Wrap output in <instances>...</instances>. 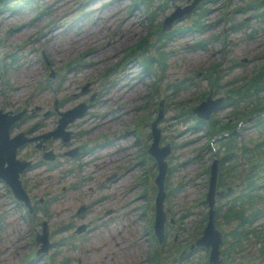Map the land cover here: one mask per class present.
I'll return each instance as SVG.
<instances>
[{
	"label": "rangeland",
	"instance_id": "obj_1",
	"mask_svg": "<svg viewBox=\"0 0 264 264\" xmlns=\"http://www.w3.org/2000/svg\"><path fill=\"white\" fill-rule=\"evenodd\" d=\"M247 1L251 0H230L229 2L228 0H217L210 2L211 11L206 19L211 21L212 25L202 34L189 30L174 37L171 44L166 47L174 50L169 55V65L162 74L158 72L163 91H167L168 94L173 93L169 97L168 111L165 113L168 119L160 124L163 128L162 132L165 135L175 136L177 142H183L174 149L176 155L172 158V172L169 181L171 185L182 182L184 187L174 196H170L171 202H167L166 206L171 207L179 214H182L186 209L192 211V214H189L188 219H186L185 225H189L186 236L190 234L196 224L198 225L201 222V215L206 210L204 204L199 200L201 198L200 194L206 190V167L213 149L203 147L201 152L199 151L201 154L194 157L198 147L205 142L206 138L203 132L197 131V133H194L192 130H188L185 122H181V119L171 117L176 113L174 102L185 101L186 105L196 102L199 89L196 90L194 87L197 84H192L188 88H181L180 91H175L173 87L165 89V85L167 81H180L185 75L196 77L198 64L209 67L212 62L222 60L224 68L231 66L230 70H224V72H228L223 75V82L226 79L232 80L234 76L241 74L252 75L254 73L252 72L253 68L255 69V67L264 64V16L260 17L258 15L259 9L247 7ZM105 2L107 3L101 6ZM131 2L132 0H32L30 9L19 5L18 8L6 9L0 12V27L2 31L6 30L7 32L8 44L20 47V49H14L6 45L5 50H9L8 52L20 51L19 55L21 56L16 68L10 69L8 73L10 83L14 85L13 88L4 91V80L1 79L0 75V90H2L0 92V107L14 109L23 105L31 107L40 105L41 110H46L52 107L51 101L54 99L52 94H55L58 102L63 101L61 109H64L84 99L85 94H81V86L88 78L92 83L87 89L89 90V94L88 92L87 94L90 95L92 92H96L98 88V92L95 94V97L98 98L95 104L92 105L94 115H97L100 109L103 112L108 111L109 114L105 118L103 116L100 118V128L103 131H107L111 123L105 124L102 120H108L110 116L115 118L113 123L115 122V128L118 130L124 128L128 121L137 118L145 109L139 110L135 107V104L138 103V106H140L144 100L149 98L146 93L149 91L150 82L152 81V76L145 73V75L142 73L143 79L139 81L138 74L141 73L138 71L139 63L133 61L127 65L125 70L110 73L107 79L114 81L112 84L109 82L107 88L102 86L103 80L99 81L97 79L103 68L120 57L118 50H123L124 45L135 42L145 32L146 25L150 22L143 3L133 9V16L132 13L130 14L129 5ZM155 2H159V0ZM185 2L186 0H169L166 10L163 13H157L155 22L163 19L164 15L172 10L176 4ZM40 4L42 8H39ZM239 5L242 8H239ZM79 9L86 12L80 15L78 14ZM76 13L79 17L75 18L74 26L66 27L67 19ZM222 14L224 16L221 18ZM60 22H64V25ZM241 22H243L241 24L243 28L241 29L231 30L228 28L230 24ZM215 31H219L218 34L221 31L223 33L217 38H213L211 35ZM204 38H213L209 40L206 48L192 47L195 42ZM224 39L228 43L223 52L221 47ZM23 40H25L24 45L21 44ZM87 49L89 50L86 51ZM84 51L88 52L83 58L85 66L78 71L73 69L75 75L72 71H68L69 69L63 68L69 61L78 58ZM41 52L45 54L48 61L46 66L38 59ZM244 57L247 58L246 62H238ZM59 68L63 73L68 71L66 79L61 85H57L56 89L50 87L45 90L46 92L41 89L35 90L37 82L44 78V71H56ZM198 72H200L198 78H201L203 73L202 71ZM32 82L35 83L33 88ZM19 84L23 85L19 86ZM198 86L201 89L208 88L207 79L202 77ZM156 99L157 95L154 94L152 100L149 101L147 112L151 115L156 110ZM229 110L230 107L221 114L227 113ZM98 119L99 116H93L90 121L95 124ZM119 120L121 121L117 122ZM29 121L30 119L26 120L22 128L27 127L30 124ZM44 124L46 125L45 128L51 127L54 124L53 115L45 119ZM91 127L87 132L88 140L98 133L94 130L92 123ZM238 132L239 134L242 133V138H244L251 133L255 134L257 130L255 128H240ZM130 137L132 136H124V138L119 139L117 144L120 142L121 145H115L118 147V151L123 144L130 142ZM53 145L58 149H62L57 141ZM30 150L31 147L27 146L20 151V154L30 152ZM38 156V154L35 155L36 160H38ZM174 158H176L175 161ZM124 160L126 161V157H124ZM179 162H181L180 165ZM34 168L26 172L29 183H34L40 179L49 180L47 183H50L49 188L51 189L55 185L54 181L58 184L59 171L48 170L43 172L42 168H37V166ZM127 181L121 183L122 188L118 190V195L125 191ZM4 192L3 183L0 182V210H9L10 203ZM119 201H117L116 209L112 214L113 222L107 231L99 233L95 240L85 246H79L81 249L79 251L82 252L84 257L82 264H140L137 257L139 247L132 245L127 247L126 251L116 246L119 240L124 238L129 240L135 234L134 228L120 230L121 225L126 221L124 219L126 215H122L124 204L123 201ZM69 208H73V201L65 199L58 203L55 202L52 206V212L55 213V216H63ZM21 212H25V209L19 208L11 213L8 211L7 225H4L2 234L4 237L0 240V264H17L30 252L32 246L27 243V240L31 236L29 232H26V224L20 218ZM256 222L255 225H262L261 229L264 230V214ZM172 232L178 233L180 236L184 234L178 227L172 228ZM244 245L246 246L245 250H249V255L256 253V245L260 246L259 243L255 245L253 241L247 243L244 241ZM121 246H124V244ZM205 253V250H199L190 259L197 263L200 260L198 255L200 257L205 256ZM243 256V260L249 258L246 252L243 253ZM56 259L59 258L56 257ZM252 259L257 260L258 258L252 257ZM187 261L191 263L189 259ZM260 262L264 264L263 261L260 260ZM31 264H44V261ZM65 264L76 263L67 262Z\"/></svg>",
	"mask_w": 264,
	"mask_h": 264
},
{
	"label": "water",
	"instance_id": "obj_2",
	"mask_svg": "<svg viewBox=\"0 0 264 264\" xmlns=\"http://www.w3.org/2000/svg\"><path fill=\"white\" fill-rule=\"evenodd\" d=\"M199 0H194L191 5L184 9H178L176 12L171 14L170 16L167 17L166 19V27H169L173 21L174 18L182 15L183 13L187 12L189 13L192 8L196 5V3ZM215 106V103L212 102H203L200 106H198L195 111H197L200 115L204 117H208L210 111L213 109ZM162 109H160V112L158 114V117L156 120L153 122V127L155 131V140L154 143L151 146V153L154 154L159 162V167H160V172L158 176L156 177V182L158 183L159 186V192L158 196L156 198V231L162 235L163 231V222L165 219L164 212L162 210L163 206V199L165 197V191H164V177L166 173V161L164 160L165 155L169 152V145L166 147L158 149L156 147V144L158 143L159 140V130L156 131V124L162 117ZM21 113L16 114L13 116V119L19 118ZM74 116H72L73 118ZM71 118V119H72ZM65 119L63 120V123H65ZM11 123V122H10ZM9 125L5 128L4 131H0V177H4L7 179V181L13 186L16 194L19 197H24L26 198V194L21 186V182L19 180V172L23 170V168L28 164V162H23L15 159V154H16V149L19 145L23 143L25 140L24 138L21 137V135H18L14 137L13 139L9 138V132H8ZM5 161L8 162V166H5ZM215 172H216V166L213 167V175H212V184H214L215 181ZM214 189V185L211 187V190ZM218 233L214 230L213 223H212V213L210 215V222L209 225L206 228V234L205 238L210 239L213 241L214 246H213V251L215 252L213 255V259L215 260L217 257V247H218ZM217 261V260H216Z\"/></svg>",
	"mask_w": 264,
	"mask_h": 264
},
{
	"label": "trees",
	"instance_id": "obj_3",
	"mask_svg": "<svg viewBox=\"0 0 264 264\" xmlns=\"http://www.w3.org/2000/svg\"><path fill=\"white\" fill-rule=\"evenodd\" d=\"M203 11H204L203 13L208 12L207 8H204ZM199 18H200V17H199ZM261 71H264V68H262ZM260 80H263V81H264V78H261V77H260L259 79L254 80V82H252V83L248 86V88H252V87H255V88H256V86L259 85ZM237 95H238V94H237ZM250 110H251L252 112H256V111H258L257 109H254V107H251ZM211 127H213L214 132L219 131L217 128H214V127H216L215 124H213ZM222 127H223V126H222ZM256 145H257V144H256ZM256 145H255V147H256ZM256 149H257L258 152H262V151H264V148H262L260 144L257 145ZM254 180H255V179H254ZM252 191H253V193H252V195H250V198H254V197H256L257 195H259V194L257 193V191L255 190V188H254ZM244 202H245V201H244ZM248 205H249V207H247V208L255 209L254 200L250 201V202L248 203ZM232 208H234V210H231V213L233 214L232 217H234L235 214H237V215L239 214V216H243V212H244V210H245L244 208H241V209H238V208H237V209H236L234 205L232 206ZM240 213H242V214H240Z\"/></svg>",
	"mask_w": 264,
	"mask_h": 264
}]
</instances>
